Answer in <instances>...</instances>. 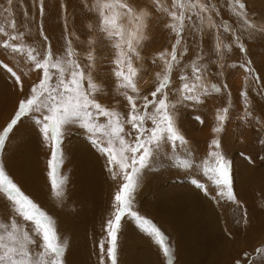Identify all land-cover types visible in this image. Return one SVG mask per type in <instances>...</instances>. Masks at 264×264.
I'll list each match as a JSON object with an SVG mask.
<instances>
[{
	"label": "snow or ice",
	"instance_id": "obj_1",
	"mask_svg": "<svg viewBox=\"0 0 264 264\" xmlns=\"http://www.w3.org/2000/svg\"><path fill=\"white\" fill-rule=\"evenodd\" d=\"M32 3L41 18L38 37L42 45L31 37L27 9L21 30L14 0H6V6L0 4V52L15 62L10 65L0 59V72L19 92L13 114L0 125V152L6 151L19 127L31 121L49 151L50 195L63 204L68 185L62 172L63 141L71 129H81L117 184L101 226L99 264H118L119 236L127 220L157 246L166 264H173L168 237L140 214L136 193L144 172L167 158L181 169L195 168L199 176L192 184L217 205L224 202L244 208L235 194L232 163L222 150L221 139H211L206 155L197 161L177 116L180 109L197 111L210 96L223 91L231 95L226 82L221 86L205 81L223 75L227 68L242 69L247 87L239 93L244 109L240 119L248 127L261 124L249 102V91L264 99V79L251 59L228 64L225 57L234 49L247 56L245 37L264 33V25L258 26L247 0H82V10L95 20L88 26L95 35L80 41L79 35L69 30L67 5H60L63 44L54 50L43 26L45 0ZM153 20L162 25L172 43L151 60L152 65L160 62L161 71L155 73L154 87L145 93L138 86L145 73L141 51ZM74 39L80 41L79 46ZM98 44L112 53V107L101 102L107 93L103 84L96 82ZM213 65L218 71H213ZM32 73L36 78L25 92L22 75L30 77ZM230 107L216 109L213 133L224 132ZM193 119L201 125L205 122L199 115ZM0 201L8 208L6 216L0 215V264H66L68 241L61 236L55 217L23 190L2 160ZM240 219L247 224L246 210ZM235 264H264V242L252 252H244Z\"/></svg>",
	"mask_w": 264,
	"mask_h": 264
},
{
	"label": "rangeland",
	"instance_id": "obj_2",
	"mask_svg": "<svg viewBox=\"0 0 264 264\" xmlns=\"http://www.w3.org/2000/svg\"><path fill=\"white\" fill-rule=\"evenodd\" d=\"M19 1L20 0H15L16 3H14V9L16 8L15 6L18 7L16 8V13H14V15L16 14L15 17L18 26H21V30H23V22L25 20L24 11L26 8L29 12L28 19L31 22L29 25L31 27V37L35 38L42 45L43 42L40 41L38 37V27L41 23L38 9L33 6L32 0H22L27 7H23L21 1ZM47 1H49L50 4L56 1V4H54L55 6L58 4L52 9L49 6L45 7V14L43 17L45 33L51 39L54 50L59 49L63 44V11L60 5H67L69 30L74 31L76 35H79L80 41H87L90 36L95 35L88 27L89 24L95 23V20L82 10L81 0ZM0 3L6 6V0H1ZM247 3L249 9L257 17L258 26L264 25V0H247ZM227 18L228 15L226 14L225 19ZM147 36L148 39L144 41L145 47L141 51V55L143 54L142 56L144 58L143 67L145 73L138 85L145 93L154 87L155 73L161 71L160 62H158L157 65H152L151 60L155 57L157 52L163 51L166 48L170 49L172 43L169 39V34L163 31L162 25L155 20L151 22ZM80 41L74 39V43L77 46H79ZM245 46L247 48V56H242L238 49H234L233 53H229L225 57L226 62L231 64L237 59L242 61L251 59L253 67L260 74L261 78L264 79V33H258L251 38L245 37ZM5 54L6 53L0 52V59H4L5 62L14 65L15 62L12 61L10 57H6ZM97 54L96 82L98 84H103L107 93L101 98V102L106 106H115V100L113 98L115 83L114 77L111 75V65L109 64V60L112 56L111 50L105 45L98 44ZM212 68L213 71H218V68L215 65H213ZM25 71H27V69H25ZM245 75L246 74L243 73L242 69L234 70L227 68L223 75H218L210 80H206L205 82L209 85L211 83H217L222 86L223 83L226 82L231 95H229V91H223L221 94L210 96L205 105L199 107L197 111L180 109L177 116L179 128L189 140L197 161L206 155L208 144L211 139H221L222 150L232 163L234 190L237 198L244 205L243 209H238L236 205L231 203L222 202L220 205H217L210 198L205 197L200 193L192 184V180L199 176V173L195 168L191 170L181 169L174 161L162 158L161 160L156 161L150 170L144 172L143 181L138 191L147 186L146 192L149 191L150 193L147 196V200H145V205H156V203L162 201V197H172L177 194L176 199L179 203L181 212L178 214V222L180 224L183 223L184 226L181 224V227H176L177 230H175V232L183 235V228L187 226L188 228H186L188 230H194L193 227H195L194 239L192 236L187 238L189 241V247L176 248L174 246V238L172 234L173 228L169 224L171 223V220L167 217L161 220L153 215H145V217L155 222V224L159 226L168 237L174 252L173 264H209L210 261H212L211 264H235V261L241 258L244 252H252L255 247L261 242H264V99H261L254 92L249 91V102L255 107V115L260 118L261 124L259 126L254 125L253 127H248L247 124L240 119L243 115L244 109L239 93L242 88L247 87ZM35 78V73L30 74V77L22 76L25 92L28 91L30 84ZM25 80H27V82ZM9 84L12 87L13 84L10 80L8 85ZM6 87L9 88V86ZM6 87L4 89L0 88L3 92L5 91V94L8 90ZM17 96H19V94ZM228 105H231L229 112L230 119L225 125L224 132L222 134L213 133L211 128L215 125L216 109ZM195 115L201 116L205 121L203 125L193 119ZM10 116L11 115L8 117L10 118ZM3 124L4 123H2V125ZM74 134H76V136ZM72 137L74 142L76 144L78 143L77 145L80 143L83 144L85 139H87L86 134L79 128L71 129L65 140H68L69 138L71 139ZM19 139L20 138H18V140ZM47 150L48 149L46 148L44 152L46 155V158L43 156L44 160H46L49 155V151ZM0 153V157L2 158L3 152ZM16 159H19V157H16ZM47 160L45 163L46 171ZM63 160L65 159L63 158ZM68 172L69 170L63 173V175L67 177ZM138 191L136 193V198L140 199ZM156 198L158 200H156ZM211 203H214L215 206H217V208L212 209L211 212L218 216L216 221L211 220V215L208 214L210 208L209 205ZM62 208H60V210L63 211L64 206H62ZM137 209L142 215L141 209ZM244 210L247 212L246 225H250L248 229L245 228L246 225L244 221L240 219ZM62 211L58 212V210H56L58 214ZM61 215L60 217L64 218V211ZM179 215L184 218L181 219ZM208 219L209 221H207ZM178 222H176V224H178ZM220 223L221 227H219ZM217 224L218 228L214 230V227ZM75 227L76 226L74 225H70L69 232L71 230L73 231L70 232L72 233V236L78 235L80 237L82 234L86 233L84 232L85 230L82 231ZM124 231L126 230L122 227L119 241L122 237L124 238L127 236L125 245L128 243L131 246H124L125 253L127 254V251L131 252L132 246L136 244V242L135 238L130 236V234L135 236L132 232L126 235ZM85 243H87V241ZM76 248L75 251L77 252L74 253L78 257L79 254H81L80 246L77 245ZM81 248L83 250L85 244L82 245ZM187 249H189V257L187 256V258H185L184 251ZM138 255L140 256V254ZM214 255L215 257L211 260ZM226 257H228V259H226ZM151 260L153 259H148V262H151ZM78 264H87V261L86 263ZM157 264H166L164 257L161 254L157 256Z\"/></svg>",
	"mask_w": 264,
	"mask_h": 264
},
{
	"label": "bare ground",
	"instance_id": "obj_3",
	"mask_svg": "<svg viewBox=\"0 0 264 264\" xmlns=\"http://www.w3.org/2000/svg\"><path fill=\"white\" fill-rule=\"evenodd\" d=\"M20 1L22 6L25 7V2L22 0ZM55 2L50 4L49 1L45 0V7L49 6L52 9L58 5L55 6ZM14 3H16L15 0ZM15 7L18 8L17 6ZM16 8L14 9V13H16ZM63 15L64 13L62 16ZM25 81L27 82V80ZM8 83L9 79L7 75L0 72V88L4 89L6 86H9V88L6 87L8 89L6 94L5 91L3 92V90L0 89V125L5 123L7 118L9 119V115L13 114L14 108L19 99V96H17L19 94L18 90L13 87V83L11 84L12 87L10 84L8 85ZM112 106L113 105H110L109 107ZM74 135L76 136V134ZM18 138L20 139L18 140ZM77 144L74 142L73 137L63 141V158L65 160H63L62 172L65 173L69 170L67 174V199L63 204L50 195L45 167L48 158L44 160L43 157L45 156L46 158V155L44 154L46 148L41 143L39 135L31 121L26 120L24 124L19 127L16 135L12 138L11 143L8 145L6 151L2 153V158L0 157V159L4 162L12 177H14V179L22 186L23 190L55 217L61 236L68 241V248L65 254L66 264L86 263V261L87 264H99V249L97 244L103 235L101 226L109 214L112 196L117 184L111 180L108 173L104 170L105 160L92 148V146L84 143ZM16 157H19V159H16ZM146 188L147 186L138 191L140 199H135L136 207L141 209L143 216L146 214L149 216L153 215L161 220L165 217L169 218L171 220V223L169 224L173 228L172 234L174 238V246L176 248H188L189 241L187 238L194 236L195 227H193L194 230H188V227L186 226L187 228H183V235L175 232V230H177L176 227H181V224L183 225V223L180 224L178 222L180 208L176 199L177 194L172 197H162V201H159L156 205H151V207L150 205H145V200H147V196L150 193L149 191L146 192ZM156 200L158 199L156 198ZM62 206H64V218L60 217L63 212L60 210ZM209 206L208 214L211 215L210 219L216 221L218 216L211 212L212 209L217 208V206H215L214 203H211ZM56 210L62 212L58 214ZM7 212V206L3 201H0V215L6 216ZM182 218L184 217H181V219ZM207 221H209V219ZM176 222H178V224H176ZM70 225L76 226L79 230H85L84 232L86 233L82 234L80 237L78 235L72 236V233H70L72 230L69 232ZM219 227H221V223L219 224ZM249 227L250 225H246L245 228L248 229ZM123 228L126 230L124 231L126 235L130 232L135 235L133 236L130 234L132 238H135L136 244L132 246L131 252L126 250V254L124 246H130L128 243L125 245L127 236L120 239L118 245V264H157V256L160 254L157 246L142 234L135 223L131 220L125 221ZM217 228L218 224L214 227V230ZM86 241L87 243H85ZM84 244L85 248L82 250L81 246ZM77 245L80 246L81 251V254L78 253V257L74 253L77 252L75 251ZM188 251L189 249L184 251L185 258L188 256ZM138 254H140V256ZM215 255L212 256L211 260ZM148 259L153 260L148 262ZM226 259H228V257H226ZM211 262L212 261H210L209 264H211Z\"/></svg>",
	"mask_w": 264,
	"mask_h": 264
},
{
	"label": "crops",
	"instance_id": "obj_4",
	"mask_svg": "<svg viewBox=\"0 0 264 264\" xmlns=\"http://www.w3.org/2000/svg\"><path fill=\"white\" fill-rule=\"evenodd\" d=\"M84 144H89L88 139H85Z\"/></svg>",
	"mask_w": 264,
	"mask_h": 264
}]
</instances>
